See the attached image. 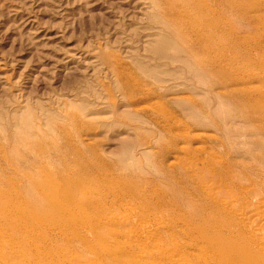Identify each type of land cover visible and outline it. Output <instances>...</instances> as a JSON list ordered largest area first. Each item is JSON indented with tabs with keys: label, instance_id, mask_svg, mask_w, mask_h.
Segmentation results:
<instances>
[{
	"label": "rangeland",
	"instance_id": "374dc122",
	"mask_svg": "<svg viewBox=\"0 0 264 264\" xmlns=\"http://www.w3.org/2000/svg\"><path fill=\"white\" fill-rule=\"evenodd\" d=\"M263 61L264 0H0V264H241L202 186L264 198Z\"/></svg>",
	"mask_w": 264,
	"mask_h": 264
},
{
	"label": "bare ground",
	"instance_id": "6f19581e",
	"mask_svg": "<svg viewBox=\"0 0 264 264\" xmlns=\"http://www.w3.org/2000/svg\"><path fill=\"white\" fill-rule=\"evenodd\" d=\"M189 1H191V0H189ZM211 1V0H210ZM216 1V0H215ZM215 4V3H214ZM217 4V3H216ZM207 6V5H206ZM212 6H213V4H212ZM196 7V6H195ZM170 8H171V6H170ZM209 8V7H208ZM217 8V7H216ZM221 9V8H220ZM175 10V9H174ZM204 10V9H203ZM211 10V9H210ZM217 10H218V8H217ZM206 11V10H205ZM204 11V12H205ZM213 11V10H212ZM172 12V11H171ZM204 12H203V15H204ZM218 12V11H217ZM186 13V12H185ZM206 13V12H205ZM169 14V13H168ZM176 15V14H175ZM188 15H190V14H188ZM203 15H202V17H203ZM212 15V14H211ZM186 16H187V14H186ZM207 16H208V14H207ZM189 17V16H188ZM213 17V16H212ZM181 18H183V16L182 17H180V19ZM184 18H185V16H184ZM183 18V19H184ZM203 18H205V17H203ZM216 18V17H215ZM221 18V17H220ZM175 19V18H174ZM179 19V18H178ZM182 20V19H181ZM189 20H191V19H189ZM201 20V19H200ZM200 20H199V23H200ZM210 20H211V18H210ZM175 21H176V19H175ZM183 21V20H182ZM186 21H188V20H186ZM178 22V21H177ZM181 22V21H180ZM203 22H204V20H203ZM208 22H211V21H208ZM176 23V22H175ZM197 23V22H196ZM199 23H197V24H199ZM178 24H180V23H177V25H175V26H178ZM182 24V23H181ZM181 24H180V26H181ZM192 24V23H191ZM228 24V23H227ZM205 25H207V23H205ZM208 26H209V24H208ZM208 26H206V27H208ZM212 26H213V24H212ZM189 27V26H188ZM195 27V26H194ZM229 27V26H228ZM181 28V27H180ZM190 28H191V26H190ZM174 29V28H173ZM193 29V28H192ZM213 30H214V28H212ZM182 29H180V31H181ZM187 30V29H186ZM195 30V29H194ZM198 30V29H197ZM197 30H195L196 32H197ZM189 31H191V29L189 30ZM209 31H210V29H209ZM209 31H207V32H209ZM193 32V31H192ZM195 32V33H196ZM199 32V31H198ZM197 32V33H198ZM211 32V31H210ZM213 32V31H212ZM211 32V33H212ZM187 33V32H186ZM195 33H193V34H195ZM178 34V33H177ZM201 35V34H200ZM199 35V36H200ZM209 35H210V33H209ZM209 35H208V37H209ZM178 36H180L181 37V35H178ZM187 37V36H186ZM202 37H204V36H202ZM185 37H183V39H184ZM199 38V37H198ZM200 39H201V37H200ZM206 39V38H205ZM188 40V39H187ZM204 40V39H203ZM210 40V39H209ZM209 40H207L206 39V41H209ZM212 41V40H211ZM209 44H211V42H209ZM204 45V44H203ZM205 45H206V42H205ZM215 45V44H214ZM223 45V44H222ZM202 46V45H201ZM210 47V46H209ZM205 49V48H204ZM229 52V51H228ZM264 62V61H263ZM220 63V62H219ZM220 70V69H219ZM224 72V71H223ZM223 75V74H222ZM225 75V74H224ZM224 77V76H223ZM264 77V76H263ZM255 89H257V88H255ZM262 95V94H261ZM246 97V96H245ZM264 98V97H263ZM181 147H183V145H181ZM184 151V150H183ZM185 152V151H184ZM189 153V152H188ZM232 153V152H231ZM194 156V155H193ZM174 157V156H173ZM197 157V156H196ZM206 157V156H205ZM176 158V157H175ZM201 158V157H200ZM200 158L198 157L197 158V160L199 159L200 160ZM194 160H195V158H194ZM186 161V160H185ZM188 161V160H187ZM189 162V161H188ZM187 162V163H188ZM220 162V161H219ZM186 163V162H185ZM184 163V164H185ZM189 163H191V162H189ZM197 163H199V162H197ZM201 163V162H200ZM183 164V165H184ZM203 164V163H202ZM222 164V163H221ZM13 164H11L10 166H12ZM207 165V164H206ZM14 166V165H13ZM189 166H193V164H191V165H189ZM217 166V165H216ZM189 168V167H188ZM194 168V167H193ZM191 169V168H190ZM221 170V169H220ZM243 170V169H242ZM241 170V171H242ZM31 171H32V168H31ZM30 171V172H31ZM207 171V170H206ZM189 172V171H188ZM244 172V171H243ZM37 173H38V169H37ZM197 173H199V170H197ZM209 173V172H208ZM22 174V173H21ZM247 174V173H246ZM198 175V174H197ZM204 176H206V174L204 173L203 174ZM202 175V176H203ZM43 176V175H42ZM203 176V177H204ZM32 177V176H31ZM34 177V176H33ZM207 177L209 178L210 176H206V180H207ZM246 177V176H245ZM244 177V178H245ZM30 178V177H29ZM43 178H45V176L43 177ZM42 178V179H43ZM187 178V177H186ZM185 178V179H186ZM211 178V177H210ZM247 178V177H246ZM245 178V179H246ZM39 179V178H38ZM184 179V178H183ZM182 179V180H183ZM188 179V178H187ZM203 179V178H202ZM202 179H200V177L198 178V180L200 181V180H202ZM212 179H213V177H212ZM211 179V180H212ZM214 179H217L216 177H214ZM204 180H205V178H204ZM210 180V179H209ZM32 181V179L30 180V182ZM39 181H41V180H39ZM195 181V180H194ZM214 180H212L211 182H213ZM215 181H217V180H215ZM214 181V182H215ZM220 181V180H219ZM219 181H217V182H215L214 183V185L215 184H219V185H222V187H223V184H221ZM201 182V181H200ZM205 181H203L202 183H204ZM207 183H208V181H206ZM235 182V181H234ZM245 181H243V183H244ZM248 182V181H247ZM255 182V181H254ZM257 182V181H256ZM258 182H260V180L258 181ZM257 182V183H258ZM42 183V182H41ZM188 183V182H187ZM195 183V182H194ZM193 183V184H194ZM209 183H210V181H209ZM208 183V184H209ZM239 183V182H238ZM241 183V182H240ZM200 185H201V183H199ZM212 184V183H211ZM245 184L247 185V183L245 182ZM245 184H243V185H245ZM259 184V183H258ZM9 185V184H8ZM210 185V184H209ZM245 185V186H246ZM262 185H264V184H262ZM28 186V185H27ZM198 186V185H197ZM202 186V185H201ZM200 186V187H201ZM205 186H207V184L205 185ZM225 186V185H224ZM248 186V185H247ZM247 186H246V188H247ZM214 186H210V188L209 187H204V185L202 186V189H205V190H207L208 192H209V199H210V201H212L213 203H211L212 204V208H213V210L220 216V220L222 221L221 223H214V225H215V227L217 226V227H220L219 228V234H220V236H221V238L223 237V238H225V240H228V239H230V237H233V234H234V231H233V229H232V227H230L231 225H234L237 229H236V233H237V235H241L242 237H243V239L244 240H246L247 242H248V246L249 247H246V246H241L238 250H237V252L235 253V255H234V257L236 258V255L238 256V257H240L241 259H240V262H241V264H258V262H257V259H256V256H255V254H252V252L253 251H256L257 253H258V255L260 254L262 257H261V259L262 258H264V214H263V212H262V207L263 206H261V205H264V198L262 197H259V196H257V194L258 193H255V192H247V193H245V195H244V198H248V203H247V205H245V206H242V205H240V203L239 204H236V202H237V200H234V199H229V198H231V197H222L223 195H221L222 194V192L225 194L226 192L224 191V188L225 187H223V189H222V192L218 195V194H216V195H214L215 193L214 192H216V193H219L218 192V190L217 189H215L216 187H217V185H216V187H214ZM239 187V186H238ZM242 187V186H241ZM240 187V188H241ZM1 188V187H0ZM42 188V187H41ZM65 188V187H64ZM214 189L215 191L213 192L212 191V189ZM236 188V187H235ZM242 188H244V186L242 187ZM29 189V188H28ZM44 189V188H43ZM199 189V188H198ZM201 189V188H200ZM250 189V188H249ZM31 191V190H30ZM34 191V190H33ZM48 193H47V195L46 196H44V198H43V200H41L42 201V203L43 204H45V202H46V204L45 205H47L48 207H55V204H54V202H55V196H57V195H61V193H62V187L61 186H53V187H50L48 190ZM191 191V190H190ZM2 192V191H1ZM5 192H6V190H5ZM204 192V191H203ZM235 192H236V190H235ZM228 193V192H227ZM226 193V194H227ZM236 193H238V192H236ZM261 193V192H260ZM8 194V193H7ZM31 194V193H30ZM194 194V193H193ZM262 194V193H261ZM261 194H259V195H261ZM6 195V194H5ZM9 195V194H8ZM199 195H201V194H199ZM203 195V194H202ZM227 195H229V193L227 194ZM226 195V196H227ZM240 195V194H239ZM225 196V195H224ZM7 197V196H6ZM6 197H4V199H6ZM10 197V196H9ZM162 197V196H161ZM257 197V198H256ZM2 198V197H1ZM8 198V197H7ZM54 198V199H53ZM190 198V197H189ZM206 198V197H205ZM241 198V197H240ZM253 198H255L254 200H253ZM21 199V198H20ZM42 199V198H41ZM241 199H243V198H241ZM252 199V200H251ZM8 200V199H7ZM6 200V201H7ZM37 200V199H36ZM5 201V200H4ZM2 202H3V200H2ZM242 202V201H241ZM247 202V201H246ZM7 203V202H6ZM162 203V202H161ZM39 204H41V203H39ZM62 201L60 202V206H62ZM242 204H244V202L242 203ZM33 205V204H32ZM3 206V204L0 206V207H2ZM23 206V205H22ZM41 206V205H40ZM43 206V205H42ZM41 206V208H43ZM101 206V205H100ZM106 206V205H105ZM173 206V205H172ZM192 206V205H191ZM190 206V207H191ZM30 207V206H29ZM65 207V206H64ZM189 207V206H188ZM261 207V208H260ZM14 208V207H13ZM2 209V208H1ZM19 209V208H18ZM34 209H35V207H34ZM39 209V208H38ZM44 209H46V208H44ZM55 209H59V207L58 206H56V208ZM138 209V208H137ZM150 209V208H149ZM208 209V208H207ZM11 210V209H10ZM9 210V211H10ZM32 210V209H31ZM46 210H48V209H46ZM101 210V209H100ZM103 210V209H102ZM145 210V209H144ZM12 211V210H11ZM29 211V210H28ZM111 211V210H110ZM149 211V210H148ZM77 212V211H76ZM107 212V211H106ZM144 212H147V211H144ZM1 213H2V211H1ZM25 213V212H24ZM29 214H30V212H28ZM59 213V212H58ZM112 213V212H111ZM142 213V212H141ZM149 213V212H148ZM146 214V213H145ZM158 214V213H157ZM170 214V213H169ZM50 215H51V213H50ZM114 215V214H113ZM163 215H165V214H163ZM194 215H195V213H194ZM71 216V215H70ZM115 216V215H114ZM20 217V216H19ZM168 217V216H167ZM218 217V216H217ZM128 218V217H127ZM146 218H149V217H146ZM156 218V217H155ZM48 219V218H47ZM130 219V218H129ZM163 219V218H162ZM193 219V218H192ZM70 220H71V218H70ZM98 220V219H97ZM104 220V219H103ZM106 220V219H105ZM104 220V221H105ZM145 220V222H146V219H144ZM143 220V221H144ZM161 220V219H160ZM91 221V220H90ZM142 221V222H143ZM150 221V220H149ZM167 221V220H166ZM171 221V220H170ZM217 221H219V220H217ZM217 221H215V222H217ZM107 222V221H106ZM112 222L115 224V225H124V223H125V220L122 218V217H119V216H115V217H113L112 218ZM128 222V221H127ZM163 222V221H162ZM165 222V221H164ZM163 222V223H164ZM17 223V222H16ZM62 223V222H61ZM91 224H93L92 222H90ZM110 223V222H109ZM141 223V222H140ZM153 223V222H152ZM173 223V222H172ZM203 223V222H202ZM208 223V222H207ZM224 223V224H223ZM8 224V223H7ZM22 225H23V223H21ZM75 224V223H74ZM160 224V223H159ZM166 224V223H165ZM222 224H223V226H222ZM48 225V224H47ZM59 225V224H58ZM71 225V224H70ZM126 225V224H125ZM128 225V224H127ZM138 225V224H137ZM144 228H146L147 227V224L146 223H144L143 222V224H141ZM149 225V224H148ZM170 225V224H169ZM91 226V225H90ZM130 227H132L131 225H129ZM128 226V227H129ZM153 226H155V225H153ZM71 227V226H70ZM70 227H68V228H70ZM113 227V226H112ZM117 227V226H116ZM127 227V226H126ZM166 227H167V224H166ZM178 227H180V225L178 224ZM204 227V226H203ZM210 227V226H209ZM107 228V227H106ZM142 228V227H141ZM153 228V227H152ZM169 228V227H168ZM208 228V227H207ZM5 229V228H4ZM91 228H89V230H90ZM114 229V228H113ZM134 229H136V227L134 228ZM139 229V228H138ZM143 229V228H142ZM153 229H155V228H153ZM158 229V228H157ZM180 229V228H179ZM183 229V228H182ZM197 229V228H196ZM206 229V228H205ZM210 229V228H209ZM208 229V230H209ZM235 229V228H234ZM29 230V229H28ZM116 230H118V229H116ZM144 230V229H143ZM146 230V229H145ZM104 231V230H103ZM128 231V230H127ZM152 231V230H151ZM174 231V230H173ZM203 231H204V229H203ZM214 231V230H213ZM15 232V231H14ZM108 232H109V230H108ZM129 232H130V230H129ZM136 232V231H135ZM164 232V231H163ZM205 232H207L206 230L204 231V233ZM99 233V232H98ZM100 233H101V231H100ZM112 233V232H111ZM128 233V232H127ZM142 233V232H141ZM140 233V234H141ZM152 233H154V232H152ZM160 233V232H159ZM166 233H168V232H166ZM178 233V232H177ZM203 233V232H202ZM209 233H210V231H209ZM217 233H218V231H217ZM2 234V233H1ZM115 234V233H114ZM132 234H133V232H132ZM139 234V235H140ZM146 234H151V232H149V233H147L146 232ZM169 234V233H168ZM192 234V233H191ZM212 234V233H211ZM76 235V234H75ZM79 235V234H78ZM111 235V234H110ZM120 235V234H119ZM119 235H118V237H119ZM143 235H144V233H143ZM142 235V236H143ZM179 235V234H178ZM182 235V234H181ZM205 235V234H204ZM2 236V235H1ZM80 237H81V235H79ZM83 236V235H82ZM130 236V235H129ZM136 236H137V234H136ZM151 236V235H150ZM157 236V235H156ZM183 236V235H182ZM181 236V237H182ZM216 236V235H215ZM214 236V237H215ZM6 237V236H5ZM131 237H134V236H131ZM21 238V237H20ZM27 238V237H26ZM129 238V237H128ZM135 238V237H134ZM144 238H147V237H144ZM156 238V237H155ZM175 238V237H174ZM29 239V238H28ZM80 239V238H79ZM120 239V238H119ZM157 239V238H156ZM212 239H213V237H212ZM211 239V240H212ZM4 240V239H3ZM9 240V239H8ZM11 240H12V238H11ZM81 240V239H80ZM128 240V239H127ZM127 240H126V242H127ZM143 240V239H142ZM148 240V239H147ZM150 240V239H149ZM172 240V239H171ZM232 240V239H231ZM239 240H242V239H239ZM18 241V240H17ZM115 241V240H114ZM151 241V240H150ZM174 241V240H173ZM190 241H191V239H190ZM236 241V240H235ZM238 241V240H237ZM6 242H8V241H6ZM11 242V241H10ZM27 242V241H26ZM116 242V241H115ZM145 242V241H144ZM144 242H142V243H144ZM156 242V241H155ZM165 242V241H164ZM176 242V241H175ZM186 242V241H185ZM120 243V242H119ZM125 243V242H124ZM138 243V242H137ZM149 243V242H148ZM177 243V242H176ZM175 243V244H176ZM199 243V242H198ZM198 243H197V245H198ZM218 243V242H217ZM238 243V242H237ZM240 243H241V241H240ZM99 244V243H98ZM103 244V243H102ZM127 244V243H126ZM129 244V243H128ZM139 244V243H138ZM145 244V243H144ZM156 243H154V245H155ZM163 244V242L161 243V245ZM181 244V243H180ZM184 244V243H183ZM195 244H196V242H195ZM203 244V243H202ZM8 245H9V243H8ZM7 245V246H8ZM14 245V244H13ZM140 245V244H139ZM153 245V246H154ZM186 245V244H185ZM188 245V244H187ZM240 245V244H239ZM27 246H29V245H27ZM101 246V245H100ZM138 246V245H137ZM145 246V245H144ZM158 246V245H157ZM205 246V245H204ZM9 247H10V245H9ZM30 247V246H29ZM105 247V246H104ZM150 247H151V245H150ZM169 247V246H168ZM176 247V246H175ZM179 247H180V245H179ZM185 247V246H184ZM228 247H230V250H231V248H232V244H229L228 245ZM89 248V247H88ZM98 248V247H97ZM107 248V247H106ZM105 248V249H106ZM123 248V247H122ZM130 248V247H129ZM134 248V247H133ZM137 248V247H136ZM158 248V247H157ZM187 248H189L188 246H187ZM191 248V247H190ZM203 248V247H202ZM93 249V248H92ZM100 249V248H99ZM104 249V250H105ZM109 249V248H108ZM125 249H127V248H125ZM135 249V248H134ZM159 249H161V248H159ZM159 249H158V251H159ZM166 249V248H165ZM183 249V248H182ZM186 249V248H185ZM184 249V250H185ZM205 249V248H204ZM12 250V249H11ZM17 250H18V248H17ZM103 250V249H102ZM119 250V249H118ZM121 250V249H120ZM144 250V249H143ZM164 250V249H163ZM163 250H160V251H163ZM170 250V249H169ZM178 250V249H177ZM208 250H211L210 249V247H209V249ZM108 251V250H107ZM106 251V252H107ZM115 251V250H114ZM132 251H134V250H132ZM135 251H136V249H135ZM174 251H176V250H174ZM188 251V250H187ZM204 251V250H203ZM207 251V250H206ZM13 252V251H12ZM21 252V251H20ZM23 252V251H22ZM116 252V251H115ZM137 252H139V250L137 251ZM136 252V253H137ZM164 252V251H163ZM163 252H161L162 254H163ZM171 252V251H170ZM179 252V251H178ZM183 252V251H182ZM210 252V251H209ZM14 253V252H13ZM19 253V252H18ZM25 253V252H24ZM133 253H135V252H133ZM141 253V252H140ZM143 253V252H142ZM157 253H159V252H157ZM180 253V252H179ZM10 254V253H9ZM23 254V253H22ZM118 254V253H117ZM129 254H130V252H129ZM137 254H139V253H137ZM169 254V253H168ZM177 255L178 253L176 252L175 254L174 253H171L170 255ZM186 254V253H185ZM187 254H188V252H187ZM210 254V253H209ZM164 255V254H163ZM167 255V254H166ZM169 255V256H170ZM172 255V256H173ZM212 255V254H211ZM3 256V255H2ZM6 256V255H5ZM49 256V255H48ZM116 256V255H115ZM135 256H136V254H135ZM139 256V255H138ZM168 256V255H167ZM141 257H143V256H141ZM146 257V256H145ZM149 257H151V256H149ZM174 257V256H173ZM189 257V256H188ZM116 258V257H115ZM161 258V257H160ZM159 257H158V259H160ZM19 259V258H18ZM120 259V258H119ZM132 259V258H131ZM144 259V258H143ZM147 259H148V257H147ZM152 259H153V257H152ZM152 259L150 260V261H152ZM155 259V258H154ZM180 259H182V257L181 258H179V260ZM201 259V258H200ZM260 259V260H261ZM20 260V259H19ZM165 260V259H164ZM178 260V259H177ZM178 260V261H179ZM186 260V259H185ZM206 260V259H205ZM225 260V259H224ZM2 261V260H1ZM132 261V260H131ZM161 261H162V259H161ZM170 261H174L173 259L171 260L170 259ZM176 261V260H175ZM174 261V262H175ZM184 261V260H183ZM17 262V261H16ZM19 262V261H18ZM23 262V261H22ZM182 262V260L178 263V264H180ZM197 262V261H196ZM12 263V262H11ZM10 263V264H11ZM25 263V262H24ZM143 263V262H142ZM158 264H159V262H157ZM168 263V262H167ZM228 263V262H227ZM262 263V262H261ZM18 264V263H17ZM19 264H20V262H19ZM123 264V263H122ZM133 264V263H132ZM137 264V263H136ZM141 264V263H140ZM144 264V263H143ZM151 264V263H150ZM156 264V263H155ZM170 264H172V262H170ZM177 264V263H176ZM182 264H183V262H182ZM185 264V263H184ZM195 264V263H194Z\"/></svg>",
	"mask_w": 264,
	"mask_h": 264
}]
</instances>
